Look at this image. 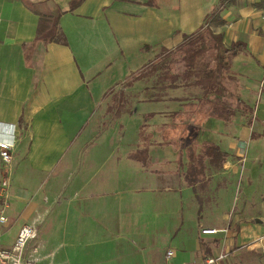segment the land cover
<instances>
[{
	"label": "crops",
	"instance_id": "obj_1",
	"mask_svg": "<svg viewBox=\"0 0 264 264\" xmlns=\"http://www.w3.org/2000/svg\"><path fill=\"white\" fill-rule=\"evenodd\" d=\"M41 1L61 11L48 42L29 5ZM72 1L0 0V123L18 135L8 217L31 223L37 205L26 202L44 188L36 264L262 260L264 89L252 90L264 87V0H225L208 20L226 46L244 43L225 80L229 120L185 102L198 87L143 89L142 109L130 102L118 115L105 102L121 90L137 100L123 83L200 29L220 0H82L71 9ZM15 175L23 185H13Z\"/></svg>",
	"mask_w": 264,
	"mask_h": 264
},
{
	"label": "trees",
	"instance_id": "obj_2",
	"mask_svg": "<svg viewBox=\"0 0 264 264\" xmlns=\"http://www.w3.org/2000/svg\"><path fill=\"white\" fill-rule=\"evenodd\" d=\"M225 0H220L219 5L206 17V22L196 32L184 35L183 40L172 49H162L157 58L141 68L123 83V87H132L136 81H148L144 89L157 92L164 91L167 87H198L200 94L185 102L198 103L207 107L211 114L229 120L233 115L234 106L229 99L234 97L225 84L226 79H233L231 74V60L244 47L242 42H234L226 46L223 35L215 32L208 24V20L218 12V8ZM82 0H73L71 9L77 7ZM47 3L30 2L31 9L39 15L37 37L48 42L54 38L61 11L53 9L45 11ZM212 52V53H211ZM121 90L119 95L111 97L113 107L120 113L122 108L130 106V99ZM245 102L237 98V109L243 108ZM211 153L218 148H209Z\"/></svg>",
	"mask_w": 264,
	"mask_h": 264
},
{
	"label": "built area",
	"instance_id": "obj_3",
	"mask_svg": "<svg viewBox=\"0 0 264 264\" xmlns=\"http://www.w3.org/2000/svg\"><path fill=\"white\" fill-rule=\"evenodd\" d=\"M264 22V8L261 13ZM18 142L16 126L14 124L0 123V161L2 172L0 175V227L8 221V209L11 197V173L15 157V150ZM241 155L246 154V144L244 142ZM203 233H215L216 229H203ZM38 228L33 223L23 224L12 245H0V264H36L37 251L42 247V243L37 241ZM175 251L169 249L166 252L167 258L172 257ZM223 257V255H220ZM217 258L207 257L205 261L209 264L215 263Z\"/></svg>",
	"mask_w": 264,
	"mask_h": 264
},
{
	"label": "rangeland",
	"instance_id": "obj_4",
	"mask_svg": "<svg viewBox=\"0 0 264 264\" xmlns=\"http://www.w3.org/2000/svg\"><path fill=\"white\" fill-rule=\"evenodd\" d=\"M213 30V29H212ZM212 53V52H211ZM148 83H150V82H148V81H143L142 82V84H134V86H132L133 88H129V89H127L129 92L131 91H135L136 90V92H138L137 93V100L135 99V100H133V101H131L132 102V108H138V110H141L142 109V106H144L143 104V102L141 101V99H142V90L144 89V87H145V85H147ZM144 86V87H143ZM263 89H264V87H261V89H260V91H259V88H258V91H257V89H254V90H252V91H255L257 94L258 93H260V95H259V97L262 95V92H263ZM191 90V92H193V93H195L194 91H197L198 89H196V88H193L192 87V89H190ZM140 91V92H139ZM198 92V91H197ZM251 94V93H250ZM118 95V94H117ZM115 96V95H114ZM139 97V98H138ZM257 100V99H256ZM262 100V99H261ZM105 102H108V103H110V107H111V109L113 108V100L111 99V98H106L105 99ZM103 104V102L101 101L99 104L97 103V106H101ZM174 105H176V104H174ZM123 116V115H122ZM122 116H120L119 117V119L122 117ZM137 116L138 115H134V116H132V117H130L129 115H128V118L129 119H124L123 121L125 122V123H130V125H135V126H138V124H139V121L137 120ZM118 119V120H119ZM177 120V119H176ZM110 121V120H109ZM178 122V121H177ZM128 134H129V132H127V136H126V138H128L129 136H128ZM116 137V136H115ZM171 149H162V148H160V149H157L156 150V153L157 154H162V153H166V154H171ZM2 172V167L0 168V173ZM18 184H20V185H23L22 184V178L19 176V175H15L14 176V181H13V185L15 186V185H18ZM38 192H39V190L37 189L36 191H34V193L32 194V196H31V199L28 201V203L26 202V206L27 205H29V204H32V203H35L36 202V205L37 206H35V209H34V211H32L31 212V214H30V218L29 219H27L28 221H30L31 223H33V224H35L36 226H38V224H39V222H38V220H40L41 218L39 217L40 216V214L38 215V212L36 211L37 210V208H40L41 207V203H42V201H41V194L42 193H45L44 192V188L43 187H41V192H40V194H39V197L37 198L36 196L38 195ZM43 195V194H42ZM37 198V199H36ZM20 202H21V200H19V199H13V202H12V207L13 206H17V208L20 206ZM44 203L45 204H51V202L48 200V198L46 197V198H44ZM25 205V204H24ZM23 206V205H22ZM23 223H25L24 222V219H23V216L22 215H15V212L13 213L12 212V214L10 215V218L8 217V221H7V223L5 224V225H2L1 227H0V245H2V246H5V245H12L13 243H14V241H15V239H16V236H17V234H18V231H19V229H20V226L23 224ZM37 255H38V252H37ZM245 256H243V263H245L244 261H245ZM247 260V259H246ZM248 264H264V258L261 260V259H255V257H254V255H250L249 257H248Z\"/></svg>",
	"mask_w": 264,
	"mask_h": 264
}]
</instances>
